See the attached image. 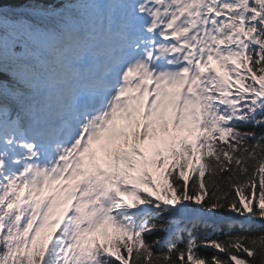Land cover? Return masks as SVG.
Wrapping results in <instances>:
<instances>
[{
	"label": "snow or ice",
	"instance_id": "obj_1",
	"mask_svg": "<svg viewBox=\"0 0 264 264\" xmlns=\"http://www.w3.org/2000/svg\"><path fill=\"white\" fill-rule=\"evenodd\" d=\"M0 264H264V0H0Z\"/></svg>",
	"mask_w": 264,
	"mask_h": 264
},
{
	"label": "trees",
	"instance_id": "obj_2",
	"mask_svg": "<svg viewBox=\"0 0 264 264\" xmlns=\"http://www.w3.org/2000/svg\"><path fill=\"white\" fill-rule=\"evenodd\" d=\"M199 235H203V232L199 233ZM201 251H206V250H204V249H201ZM206 254H207V255H211V253H210V252H208V251H206Z\"/></svg>",
	"mask_w": 264,
	"mask_h": 264
}]
</instances>
